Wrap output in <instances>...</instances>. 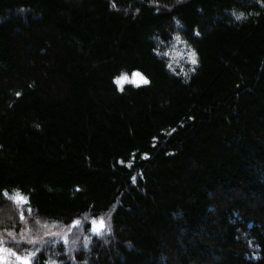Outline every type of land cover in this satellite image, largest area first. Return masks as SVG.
Segmentation results:
<instances>
[{
    "label": "trees",
    "instance_id": "trees-1",
    "mask_svg": "<svg viewBox=\"0 0 264 264\" xmlns=\"http://www.w3.org/2000/svg\"><path fill=\"white\" fill-rule=\"evenodd\" d=\"M17 196L110 216L32 264H264V0H0V230Z\"/></svg>",
    "mask_w": 264,
    "mask_h": 264
},
{
    "label": "rangeland",
    "instance_id": "rangeland-1",
    "mask_svg": "<svg viewBox=\"0 0 264 264\" xmlns=\"http://www.w3.org/2000/svg\"><path fill=\"white\" fill-rule=\"evenodd\" d=\"M193 52L180 38L168 48L166 56L174 67L184 69L186 63L191 62L190 53ZM192 63V62H191ZM131 79V74H128ZM125 81L118 84L120 88L131 83ZM132 84V83H131ZM10 198V209L14 211L18 220L23 223L22 230L17 233L14 231L0 230V264H32L34 254L40 250L41 246L49 242L63 241L70 252L74 254L81 249V246L87 242L90 234H102L106 236L110 230V216H103L95 219V227L99 231H94L92 221L94 218L86 215L70 226H61L49 224L37 218L32 212L24 207L22 200ZM4 215H0L2 220ZM103 219L105 227L99 228V222ZM91 225L90 231L86 226Z\"/></svg>",
    "mask_w": 264,
    "mask_h": 264
},
{
    "label": "snow or ice",
    "instance_id": "snow-or-ice-1",
    "mask_svg": "<svg viewBox=\"0 0 264 264\" xmlns=\"http://www.w3.org/2000/svg\"><path fill=\"white\" fill-rule=\"evenodd\" d=\"M237 19H240V17H237ZM177 23H179V21H177ZM196 34L199 35L198 32ZM190 56L192 58L191 62L193 64H196L197 63L196 53L193 51V52L190 53ZM129 79L130 78H129L128 74L121 73V75L116 78V81L115 82L117 84H122L125 81H129ZM130 82L132 84L137 85V86H139L140 84H148L149 83V81L147 80V78H145L139 71H133L131 73ZM121 90H123V89H121ZM19 95H20V93H17V96H19ZM16 199H18V200H24V198L22 196H17ZM74 223H76V222L74 221ZM92 224L94 226V229L93 230L94 231H99V229H97L95 227V225H96L95 219L92 221ZM103 227H105V223H104L103 219H101L100 222H99V228L102 229ZM26 264H27V261H26Z\"/></svg>",
    "mask_w": 264,
    "mask_h": 264
}]
</instances>
